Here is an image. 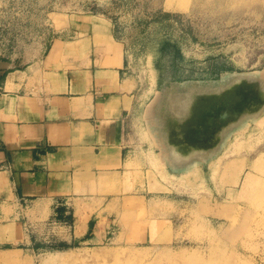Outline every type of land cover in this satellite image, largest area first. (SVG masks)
<instances>
[{"label":"rangeland","instance_id":"1","mask_svg":"<svg viewBox=\"0 0 264 264\" xmlns=\"http://www.w3.org/2000/svg\"><path fill=\"white\" fill-rule=\"evenodd\" d=\"M169 1L0 0V60L14 67L56 40L119 43L136 81L130 138L154 182L115 210L107 242L44 249L36 264H264V169L253 167L264 84L220 83L264 72V0H188L183 11Z\"/></svg>","mask_w":264,"mask_h":264},{"label":"crops","instance_id":"2","mask_svg":"<svg viewBox=\"0 0 264 264\" xmlns=\"http://www.w3.org/2000/svg\"><path fill=\"white\" fill-rule=\"evenodd\" d=\"M103 36L62 41L50 58L53 42L27 66L0 60V256L12 264L104 244L115 210L154 184L128 130L136 81L119 43Z\"/></svg>","mask_w":264,"mask_h":264},{"label":"bare ground","instance_id":"3","mask_svg":"<svg viewBox=\"0 0 264 264\" xmlns=\"http://www.w3.org/2000/svg\"><path fill=\"white\" fill-rule=\"evenodd\" d=\"M188 3H189L188 0H170L169 2H167L165 8L167 10H172V11H176V10L183 11V10L187 9ZM93 29L99 30L98 25H94ZM96 39L104 42V36L101 34H97ZM63 45H64V43L62 41L56 40L52 49L50 50L49 57L51 58L54 55L59 54L60 50L63 48ZM220 83L222 84L221 85L222 87H226L229 89L234 88V87L243 88V87L254 85L255 83L264 84V72H257V73L255 72L254 74L227 75L226 77H224L220 81ZM180 99L181 98L178 96V94L172 95L171 102L177 103L178 101H180ZM175 153L178 154V151L175 150ZM232 167L234 169L236 167V163L232 162L231 164H229L227 166V170L231 171ZM253 167H254V169L259 170V171L264 169L263 168L264 167V159L261 157L257 158L254 162ZM14 260H16V262H17L18 259H16V258L13 259V257H11V256L10 257H8V256L1 257L0 256V264H12L14 262ZM16 264H18V263H16Z\"/></svg>","mask_w":264,"mask_h":264}]
</instances>
